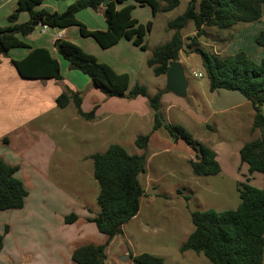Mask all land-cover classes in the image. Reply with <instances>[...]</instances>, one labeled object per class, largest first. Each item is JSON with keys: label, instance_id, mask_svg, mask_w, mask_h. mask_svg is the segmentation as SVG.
Returning <instances> with one entry per match:
<instances>
[{"label": "trees", "instance_id": "16d2710c", "mask_svg": "<svg viewBox=\"0 0 264 264\" xmlns=\"http://www.w3.org/2000/svg\"><path fill=\"white\" fill-rule=\"evenodd\" d=\"M44 1L17 0L16 8L8 17L13 23L0 27V53H6L13 47L28 46L19 36L32 33L37 28L33 25L34 21L41 26L61 29L77 25L82 36L92 37L104 49L117 44L122 38L131 40L141 50L147 49L145 39L152 22L144 24L135 19L132 16L133 4L117 7L126 0H110L106 4L104 0H75L61 12L38 8ZM133 1L139 5H149L155 15L158 11L173 10L181 0ZM263 5L264 0H190L183 13L168 21V27L174 31L171 39L154 48L147 59L154 75L165 74L169 63L179 60L185 50L182 29L189 22L194 23L195 34L188 36V46L201 55L203 72L209 79V90L212 92L222 88L238 91L251 102L255 111L252 130L259 129L260 135L243 143L239 150L241 162L248 165L250 174H264V58L256 62L243 50L231 55L209 53L200 46L199 37L207 34V27L224 30L240 23L257 21L262 17ZM85 8L101 11L107 29H89L80 21L77 13ZM23 11L29 14V20L17 22ZM255 40L264 51V29L260 30ZM58 51L69 61L71 69L88 75L93 86L107 96L147 97L153 111L152 131H164L165 137L174 141L185 140L195 154L190 164L196 176L221 172L217 153L211 146L196 140L182 125L166 120L161 110L164 90L149 96L147 87L142 84L136 83L130 87L127 72H117L111 65L68 39H61ZM14 66L25 78H62L58 61L51 57L46 48L32 49L23 59L14 61ZM71 100L83 118L90 120L95 117L96 107L88 112L82 110L79 92H63L56 103L64 108ZM149 141L150 134H140L135 144L145 150ZM91 159L93 175L99 185L97 203L100 210L88 221L95 223L106 240L100 244L76 247L71 254L75 264H107V247L115 236L122 234L123 225L139 212L141 198L145 195L140 180V175L146 172L145 152L133 154L123 145L112 143L104 152L92 154ZM18 169V165L0 157V211L21 209L25 205L29 192L25 183L15 175ZM237 190L240 203L234 209L190 212L194 230L181 245V252L192 250L203 253L212 264H264V187L240 182ZM78 219L75 213L64 218L67 224L75 223ZM5 231H8V226ZM3 246L4 236L0 235V252ZM129 254L137 264H165L163 257L148 252L133 254L129 251Z\"/></svg>", "mask_w": 264, "mask_h": 264}, {"label": "rangeland", "instance_id": "374dc122", "mask_svg": "<svg viewBox=\"0 0 264 264\" xmlns=\"http://www.w3.org/2000/svg\"><path fill=\"white\" fill-rule=\"evenodd\" d=\"M189 1L181 0L180 4L173 10L158 11L155 15H152L148 5L137 4L133 8L137 7L134 15L143 20L150 17L154 22L152 29L146 35L147 49L140 50L141 53L138 56L120 47L100 49L101 59L113 61L120 71H129L127 73H131L132 81L130 87L139 83L146 86L150 93H154L162 82L154 75L152 68L147 64V59L151 56L154 48L171 39L174 31L168 27V21L183 13ZM245 25L240 23L224 30L207 27V34L199 37V42L200 40L204 42L200 43V46L207 52L214 53L213 47L209 44L213 34L220 32L228 38L238 28ZM72 26L70 27L78 32L81 37L80 31H78L79 27L77 25ZM261 26L264 27V16L261 20L256 21L254 27L239 37L241 40L232 45L235 47L233 50L248 51L255 58L257 56L256 49L260 46L256 43L255 38H251V33ZM36 29L39 31V26ZM194 31L193 22H189L182 29L185 50L181 56L184 55L188 58L186 69L190 88L186 97L177 96L179 102L173 108L171 115L175 124L185 127L196 140L202 142L204 139H211L209 146L214 145L220 149V161L224 166V172L220 175L199 176L198 180L194 182L187 174L189 162L186 157L194 159L195 154L190 156L192 149L185 140L178 141L179 145L176 147V141L168 138L173 148L164 151L161 155H158L159 152L152 164H150V160L146 163V172L149 175L152 174V179H156L157 186H148V174L146 172L140 175L144 188L158 195L156 203L147 204L143 207L148 214V216L143 217L144 225L136 221L130 225V231L126 235L119 234L112 239L107 247L108 260L111 262L117 260L120 264L130 261L131 259L123 261L120 256L132 251L135 254L148 252L161 256L165 259V264H212L203 253L198 254L189 250L184 254L180 251L181 245L194 230L190 212L207 209L221 211L236 208L240 203L237 190L240 182L264 187V174L254 173L253 176L251 175L253 180H250V183L243 175L245 169L240 168V155L236 150L238 148L236 145L240 143L242 145L253 139L249 130H246L244 118L241 119V131H238L236 125H234L233 130L222 125L218 134H212L205 124L190 123V117L185 113V110L189 109L199 111L202 114L204 112L201 97L193 94V89H196L200 96L209 92V79L203 72L201 55L193 52V48L188 46L190 42L188 36L192 35ZM81 38L83 43L84 40L88 39L87 41L97 45L90 36ZM124 56L129 60V63L133 64L129 65L122 62ZM198 71L203 72L202 77L194 75V72ZM237 93L243 97L241 93ZM84 98V108L89 109L92 103L91 97L86 94ZM112 98H115L113 100H120L119 97ZM120 107L111 106L107 113H111L108 122L113 123L112 118H118L122 120L120 122L122 128L115 131L110 129L104 144L88 142L87 136H85L86 128L83 127L80 131L75 128L76 123L80 126L82 122L81 119L74 123L71 120V116L75 113L73 105L57 111L61 114V124L54 136L57 150L53 156L49 173L32 172L26 168L28 178L25 183L30 192L26 205L22 209L0 211V235L4 236V246L0 252V264H66V253L63 252L67 248L66 244L69 238L79 239L81 243L93 244L103 243L106 240V236L98 231L95 223L92 221L84 223L82 219V215L93 213V210L99 208L97 203L99 185L93 175V160L91 158L83 159L79 153L103 151L112 143L123 145L130 153L136 152L134 137L137 136V133L148 134L152 131V119L150 117L151 121H148L144 115L139 126L132 125L131 122L134 118L129 117V113L124 110L118 112L117 110L122 109ZM262 112L264 114V108ZM165 117L170 122L168 115L165 114ZM219 122H225L224 115L219 113L209 119V124L212 127L216 123L219 126ZM71 128L77 132L78 137L68 132ZM157 133L161 137L165 136L164 131ZM233 137L240 140H231L230 144L223 146L226 149L223 150L221 143L225 139H233ZM6 150L4 145H0V155L6 153ZM154 150L155 148L152 146L150 155L154 153ZM70 213H75L80 217L78 223H65L64 218ZM6 226H8V231H5ZM26 254L32 255L30 260L25 257ZM68 264H74V262L69 260Z\"/></svg>", "mask_w": 264, "mask_h": 264}, {"label": "crops", "instance_id": "0c3cea01", "mask_svg": "<svg viewBox=\"0 0 264 264\" xmlns=\"http://www.w3.org/2000/svg\"><path fill=\"white\" fill-rule=\"evenodd\" d=\"M75 0H45L38 8H45L49 11H63L65 10L69 4L74 2ZM133 4L134 7L137 3L133 0H126L121 4H118L117 7L121 8L125 5ZM17 6V0H0V27H5L11 25V22L8 17L13 12V10ZM149 6V5H148ZM150 7V6H149ZM137 8V7H136ZM135 9H132V16L137 19L141 23H147L148 21L152 22V27L154 25L153 20L149 17L148 19H140L134 15ZM151 13L152 12V8ZM264 16V5H263V13ZM262 17L259 19L261 20ZM77 18L82 21L89 29H98V30H106L107 23L101 11H95L91 8H85L80 10L77 13ZM29 20V14L25 11L21 12L17 22H25ZM170 20V19H169ZM146 21V22H144ZM258 21V20H257ZM256 25V21L251 23H246L245 26L238 28L237 31L229 35L228 38L224 36V34L218 32L213 34V38L210 40V46L213 47L214 53L217 54H235L238 51H234L235 48L232 46L234 43L239 42L241 39L240 36L243 33L250 30L252 27ZM39 31L37 29L29 33L27 35L19 36L28 46H19L13 47L6 53H0V145H4L7 150L6 153H2L0 157L5 159L7 162L18 165L19 169L16 172V176L21 179L24 183L26 182L27 170L29 168L32 172L37 173H49L50 167L53 163V156L55 151L57 150V144L54 141V136L58 132V128L60 126V118L61 114L57 111L65 109L70 105L75 107V113L71 116V120L73 123L75 121H79L81 119L82 125H78L76 123L75 128L80 131L83 127L86 128L87 141L104 144V141L107 140V136L109 135L110 129L112 130H120L122 128L120 122L122 120L118 118H112L113 123L108 122V117L111 113H107L111 106H121L117 110L118 112L124 110L129 113V117L134 118L131 122L132 125L139 126L142 123V117L146 116L148 121L150 117L152 119L153 111L151 110L147 97L138 96L133 98L127 97H119L120 100H113L110 96H107L99 89L93 86L92 81L88 75L81 72L77 69H71L69 66V61L66 60L58 51V45L56 35L57 33H61V39H68L80 47H82L85 51L94 54L100 61L108 63L111 65L117 72L122 73L125 71H120L117 68V65H114L113 61H109L106 59H101L100 57V49L102 48L96 41V44H92L91 42L84 40L81 41V37L78 32L73 30L72 27L67 28H54L49 27L45 32L42 31V26L39 24ZM152 29V28H151ZM264 27H259L255 32L251 33V38H256L257 34L260 30H263ZM79 31V30H78ZM80 33V32H79ZM195 34V31L192 32V35ZM184 38V37H183ZM200 43H204L200 40ZM86 44V45H84ZM185 46V42H184ZM120 47L125 48V50H129L134 55H140V48L135 45L131 40L126 38H122L117 44L109 47ZM34 48H46L51 57L55 58L60 66V71L62 78L54 79V78H42V79H34V78H25L22 77L17 69L14 66V61L21 60L26 57L29 52ZM108 49V48H106ZM257 56L254 58L251 53L247 51L253 60L256 62H260L264 58L263 49L257 48ZM182 54V53H181ZM186 57L181 56L180 62L185 69V74L187 77V69H186ZM129 60L126 59V56L122 58V62H126L129 65L133 63H129ZM129 72V71H127ZM203 74L202 71H198ZM196 72V73H198ZM195 73V72H194ZM130 76V86H131V73H128ZM161 80V84L158 86L157 90L154 93H150L148 88L149 96L154 95L156 92L164 90L161 98V110L164 114L168 115L171 123L175 124V121L172 119L171 112L173 108L176 107L179 100H177V95L165 89L166 83V75L157 76ZM198 77V76H197ZM188 79V77H187ZM190 83L188 80V88L187 94L189 92ZM63 92L71 93V92H79L82 98L81 108L83 111L88 112L96 107L95 117L93 119H85L81 115L78 114L75 103L71 100L69 104L61 108L57 105L56 99ZM193 94H197V96L201 97V101L203 103L204 112L203 114L199 111H193L191 109L185 110L187 116L190 117V123H203L205 124L212 134H218L221 130V126L225 125L230 130H233L234 125L238 126V131H241L240 126H242L241 119H245V127L246 130H249V134L255 138L260 135V130H252L253 128V120L255 111L251 102L246 98L240 96L237 92L233 90L227 89H217L215 91L207 92L204 96H200L196 89L192 90ZM240 93V92H239ZM86 94H89L92 100L91 107L89 109L84 108L85 106V98ZM209 103V104H208ZM166 106V107H165ZM125 108V109H124ZM264 108V107H263ZM262 108V110H263ZM216 113L224 115L225 122H219V126L216 123L214 127L209 124V119L216 115ZM55 114V115H53ZM111 117V116H110ZM123 117V116H122ZM121 117V118H122ZM65 123V122H64ZM81 127V128H79ZM61 130V128H60ZM245 130V131H246ZM69 133L74 134L76 137L79 135L74 129H69ZM121 132V131H120ZM222 132V131H221ZM229 133V132H228ZM242 133V132H241ZM240 133V134H241ZM60 134V133H59ZM150 134V141L145 150L136 148V152L133 154H142L146 153V163L149 161L150 164L153 163L154 158L160 152L161 155L164 151H168L173 148L170 140L167 137H161L156 131L148 132ZM231 134V133H229ZM140 135L137 133V136ZM72 136V135H71ZM137 136H135L134 141ZM73 137V136H72ZM5 138L7 141H5ZM232 138V137H231ZM181 140V139H180ZM180 140L175 142L176 147L179 145ZM231 140H240L237 137H233V139H225L221 144V148L226 150L223 146L225 144H230ZM211 139L207 138L202 140L203 143L209 145ZM136 145V144H135ZM236 145V144H235ZM243 145V144H242ZM241 143L236 150H240L242 147ZM152 146L155 148L154 153L150 155ZM109 147V146H108ZM107 147V148H108ZM217 153V159L221 165L220 175L224 172V166L221 163L220 158V149L218 147L212 145L211 146ZM229 147V146H227ZM106 148V149H107ZM105 149V150H106ZM103 151H89L87 153L80 152V157L83 159L91 158V155L96 152H104ZM162 151V152H161ZM193 151V150H192ZM190 152V156H193L194 151ZM156 153V155H154ZM151 157V159H150ZM189 162V168L187 174L190 175L191 179L196 182L199 176H196L193 173L192 166L190 164V159L192 157H186ZM193 159V158H192ZM241 161V159H240ZM245 169L244 176H246L247 180L251 183L250 180H253L254 173L250 174L248 171V165L241 162L240 168ZM21 173V175H19ZM147 173V172H146ZM148 174V173H147ZM256 174V173H255ZM252 175V176H251ZM147 184L148 186L156 187L155 178L152 179V174L147 175ZM237 178V177H236ZM235 180L237 181V179ZM239 182V181H237ZM26 185V183H25ZM27 187V186H26ZM259 187V186H257ZM28 189V188H27ZM29 192V190H28ZM30 196V192L26 200H28ZM158 195L155 193H151L148 189L145 188V195L141 198L139 212L128 222L123 225L122 234L126 235L130 230L129 227L132 223L138 221L141 225H144V216H148V214L144 211V206L147 204H155L156 198ZM26 205V202H25ZM85 206V205H84ZM24 208V207H23ZM22 209V208H21ZM234 209V208H233ZM100 208L93 210V213H88V215H82V219L84 223H88L89 217H93L99 212ZM222 211V210H221ZM175 220V218H173ZM79 219L72 224L78 223ZM67 224V223H66ZM87 243H81V241L74 240L73 238H69L68 243L66 244L67 248L63 253L65 255V263L68 264L71 259L72 251L80 246ZM100 244V243H99ZM131 250V249H130ZM189 250L183 252L186 254ZM135 254V253H133ZM26 258L31 259L32 255L26 254ZM73 262V261H72ZM75 264V263H74ZM107 264H118L117 260L111 262L108 260ZM120 264H137L132 259L128 262H123Z\"/></svg>", "mask_w": 264, "mask_h": 264}, {"label": "water", "instance_id": "95a60500", "mask_svg": "<svg viewBox=\"0 0 264 264\" xmlns=\"http://www.w3.org/2000/svg\"><path fill=\"white\" fill-rule=\"evenodd\" d=\"M109 1L110 0H104V4L108 3ZM33 25L38 26L39 23L37 21H34ZM60 42H61V38L57 40V45ZM165 75H166L165 89L176 94L179 97H186L187 88H188V79L185 74V69L181 64L180 60H172L169 63ZM120 259L123 261H127L128 259H131V255L129 253L123 254L120 256Z\"/></svg>", "mask_w": 264, "mask_h": 264}, {"label": "built area", "instance_id": "2783aa9c", "mask_svg": "<svg viewBox=\"0 0 264 264\" xmlns=\"http://www.w3.org/2000/svg\"><path fill=\"white\" fill-rule=\"evenodd\" d=\"M48 28H49V27H48L47 25H43V26H42V31L45 32ZM61 37H62V34L59 32V33H57L55 39L58 40V39H60ZM194 75H195V76H198V77H202V76H203V74L200 73V72H198V73L195 72Z\"/></svg>", "mask_w": 264, "mask_h": 264}]
</instances>
